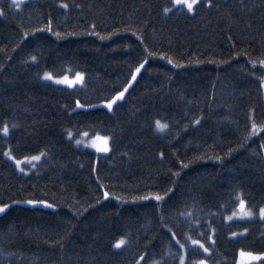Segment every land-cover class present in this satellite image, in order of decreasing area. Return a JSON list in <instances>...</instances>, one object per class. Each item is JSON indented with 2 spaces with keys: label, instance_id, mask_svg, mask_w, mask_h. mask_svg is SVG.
I'll use <instances>...</instances> for the list:
<instances>
[{
  "label": "trees",
  "instance_id": "16d2710c",
  "mask_svg": "<svg viewBox=\"0 0 264 264\" xmlns=\"http://www.w3.org/2000/svg\"><path fill=\"white\" fill-rule=\"evenodd\" d=\"M211 2L189 13L174 0H0V207L10 206L0 264H237L241 250L264 254V132L252 135L253 123L264 126V0ZM142 63L111 111L86 109L128 87ZM46 72L85 79L70 89ZM69 132L110 137L111 150L82 148ZM6 153L41 159L24 174ZM238 197L254 215L229 221Z\"/></svg>",
  "mask_w": 264,
  "mask_h": 264
},
{
  "label": "snow or ice",
  "instance_id": "6c2138e0",
  "mask_svg": "<svg viewBox=\"0 0 264 264\" xmlns=\"http://www.w3.org/2000/svg\"><path fill=\"white\" fill-rule=\"evenodd\" d=\"M174 2H175L176 5L181 6V7L186 6L188 12L189 13H193L194 9L196 8V6L200 3V0H174ZM14 3H15V0H14ZM206 4H207L208 7H212L211 0H206ZM62 7L67 8L68 5L64 4V5H62ZM168 11H171V9H165V12H168ZM0 14H2V13H0ZM92 27L95 28V25H92ZM43 30L44 29H37V31H43ZM47 31H51V28L49 27L47 29ZM55 35L57 37H59L60 33L57 32V33H55ZM90 35H95V36L99 37L100 40L106 39V37L101 36L98 32L90 33ZM32 60L35 62L36 61V57L33 56ZM144 63H147V61H145ZM169 63H171L170 60H169ZM260 64H261V66H264V60H261ZM142 68H144V64L143 63L140 64V66L135 69V73L131 76V80L133 82L136 81L137 75L140 74ZM42 78L44 80L54 81L56 84L66 85L68 87H74L77 84H81L82 85L84 83V79H85L84 75L80 74V73H76L74 79H70L68 77V75H64L62 78L55 79L53 77V75L51 73H48V72L44 73ZM261 80L264 81V77H261ZM130 87H132L131 83H129L128 87H125L122 91H118L117 94L114 97H112L110 100L105 102L104 107L106 109H108V110H112L114 105H116L119 101L124 100L125 93L128 91V88H130ZM75 106H76V108H81V109H83L85 107V105L82 104L79 100L75 101ZM89 107H96V105H89ZM196 123L199 124L200 121L197 120ZM155 124H156L157 129L161 130V131H163V130L168 128L167 124L161 123V121H159V120H157L155 122ZM258 127H259V131L260 132H264V126H258L255 123H253V125H252V135L256 134V129ZM2 131H3L4 134H8V132H9L8 126L5 125L3 127V129H2ZM68 135H69V138H71L72 134L70 132L68 133ZM109 140H110V137L100 136V135L97 134V135H95V138L92 140V142L90 144V147L95 148L98 152L107 153V152H109L111 150L110 146H109ZM76 143L80 144L81 141L77 140ZM6 155H7V153H6ZM41 155H43V153H41ZM40 159H41L40 155L32 156L31 160H29L28 163H31V161H38ZM16 163H17V166L19 167V165L21 163H23V161H17ZM184 167H188V165H184ZM20 171L23 172L24 169L20 168ZM176 175L179 176V173H176ZM104 197H105V199L108 198V193L107 192L104 193ZM143 199L147 200V199H150V197H143ZM154 199L157 200V201H160V200H163L164 197L160 196V195H156L154 197ZM238 199L240 200L238 213L237 212H233V215L229 216L228 219L232 220L233 217H237L239 219L251 218L254 214H253V212L251 210H249L247 208L246 201L243 198H241V197H238ZM26 203H28L30 205H33V206H36L37 204H41V205H44L45 207H48V208H52L53 207L52 204H47L45 201H42V200L41 201L28 200V201H26ZM8 207H10V206L9 205H4L3 207H0V214L5 213ZM259 216L261 217V219H264V207H261L259 209ZM245 232H247V229H245ZM233 235L235 236V235H238V234L237 233H233ZM214 242L215 241H213V243ZM126 243H127V241L125 239H120L115 244V247L119 249V248L125 246ZM193 243L198 244L200 246V248L203 249L204 252H208L209 251V249L207 247H205L203 244H201L200 241H194ZM181 247H183V245ZM239 257H240L239 264H250V262H252V261H262V260H264V255H255L251 251H244V250H241L239 252ZM141 259H144V257H141ZM181 264H183V261H181ZM199 264H205V261L201 260V261H199Z\"/></svg>",
  "mask_w": 264,
  "mask_h": 264
},
{
  "label": "rangeland",
  "instance_id": "374dc122",
  "mask_svg": "<svg viewBox=\"0 0 264 264\" xmlns=\"http://www.w3.org/2000/svg\"><path fill=\"white\" fill-rule=\"evenodd\" d=\"M26 1H29V0H15V2L16 3H23V2H26ZM176 5V4H175ZM178 6V5H177ZM185 8H186V6H184ZM187 9V8H186ZM0 12H1V10H0ZM138 76V75H137ZM55 78V77H54ZM70 78V77H69ZM75 77H73V78H70V79H74ZM55 79H59V78H55ZM44 80V79H43ZM44 81H46V82H50V83H53V84H55V85H58V86H62V87H66V88H70V89H72V88H74V87H77V86H80L81 84H77L76 86H74V87H68V86H66V85H60V84H56L54 81H48V80H44ZM131 84L133 85L134 84V82L133 81H131ZM131 88V87H130ZM130 88H128V90L130 89ZM128 92V91H127ZM126 92V93H127ZM126 93H125V95H126ZM121 101H119L118 103H120ZM117 103V104H118ZM105 104V103H104ZM104 104H101V105H97L96 107H102V108H105L104 107ZM116 104V105H117ZM116 105H114L113 106V108L116 106ZM96 107H87L86 109H91V108H96ZM85 108V107H84ZM76 109H81V108H76ZM106 109V108H105ZM108 110V109H107ZM111 111V110H110ZM72 135H71V138L70 139H72V140H74V142L76 143V141L77 140H79V141H81V143L80 144H77L76 143V145H78V146H80V147H82V148H85V149H87V150H90V151H93V152H95V153H97V154H103V155H105V154H108L109 152H107V153H103V152H98L95 148H92V147H90V144H91V142H92V140L95 138V137H90V135L89 134H87V133H84V134H81L80 136H78V137H75V135L72 133V132H70ZM86 134V135H85ZM68 137H69V135H68ZM109 146H110V140H109ZM7 159L9 160V161H11L15 166H16V168L18 169V171H20V168H23L24 169V171L22 172V171H20V172H22V173H24V174H27V173H29V171L31 170V169H33L34 167H35V165L40 161V160H38V161H31V163H28V161L29 160H31V158H29V159H25V160H16V159H14V158H12L10 155H7ZM17 161H23V163H21L20 165H19V167L17 166ZM26 168H29L28 170H26ZM27 205H29V206H31V207H45L44 205H41V204H37L36 206H33V205H30V204H28L27 203ZM9 208V207H8ZM7 208V209H8ZM238 209H239V207H238ZM238 209H237V213H238ZM2 214H4V213H2ZM2 214H0V216L2 215ZM232 216V215H231ZM253 217V216H252ZM251 217V218H252ZM229 220V219H228ZM232 220H241V219H239V218H237V217H233V219ZM232 220H229V221H232ZM254 254V253H253ZM255 255H264V254H255ZM239 259H240V257L238 256V262H237V264H239ZM181 261H183V264H185V261H184V258L181 260ZM262 261H264V260H262ZM258 262H260V261H252V262H250V264H255V263H258ZM181 264V263H180ZM199 264V263H198ZM205 264H207L206 262H205Z\"/></svg>",
  "mask_w": 264,
  "mask_h": 264
}]
</instances>
